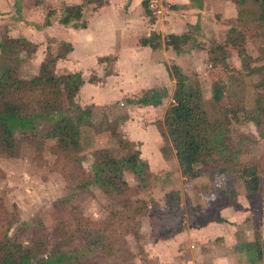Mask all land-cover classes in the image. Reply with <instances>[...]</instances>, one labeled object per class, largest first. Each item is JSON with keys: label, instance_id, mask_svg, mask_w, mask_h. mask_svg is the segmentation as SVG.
Returning a JSON list of instances; mask_svg holds the SVG:
<instances>
[{"label": "rangeland", "instance_id": "rangeland-1", "mask_svg": "<svg viewBox=\"0 0 264 264\" xmlns=\"http://www.w3.org/2000/svg\"><path fill=\"white\" fill-rule=\"evenodd\" d=\"M81 1L87 4L93 3L90 5L91 9H95V5L99 7L107 2L106 0ZM143 1H148L150 8V3L157 0H140V2ZM199 1L200 4L205 5L206 0ZM62 2L58 5H63ZM114 2L117 6L120 3H130L131 0H114ZM161 4L157 2L156 8L150 9L160 16L161 21L168 20V6L162 9ZM91 9L85 11L86 17L92 13ZM201 9L204 10V8ZM159 10L161 13H159ZM113 11L115 14L118 13L117 10ZM203 12L204 14L200 15V18L196 20L197 22L192 21L191 25L186 24V32L183 34L189 32L195 42L191 41L184 47L185 51L181 53L184 55L182 59H179L181 54L176 53L177 57H175V52L172 54L163 47L157 52L150 51L146 47L140 51L124 55V58L120 57V60H123L120 68H132L131 71L135 69L136 74H139L137 79L144 81L145 85H150V80L154 76L151 68H162L161 70L166 72L165 85L169 91L163 108L166 111L169 105L173 103L172 98L175 91L174 79L169 72V68L176 65V60H180L179 64L183 74L190 79L191 83L198 84L202 90L205 106L212 121L220 118L219 106L212 99V83L221 81L226 86L223 104L228 105L241 99L246 110V113L240 114L239 121L231 123V136L233 138L239 134H252L255 136V142L250 150L241 154L238 160L242 166H257L258 171L262 173L264 168V138L257 136L256 127L251 121L250 115L254 108L255 85L258 78L248 74L237 53H233L226 59V66L218 65L212 68L208 61L209 50L224 41L227 30L231 26L246 27L256 17L257 12L250 5L238 8L232 2L226 3L224 0L209 2ZM113 16L111 21L115 19ZM140 27L144 31L146 25L143 24ZM60 28L65 29L64 26H60ZM159 34L162 38L167 36L165 32L159 31ZM57 37L46 40L40 35L36 42L31 44L33 48L26 50V52L20 51L12 60L10 58L5 59V63L12 66L18 79L28 81L39 74L43 61L61 58L60 61L58 60L59 68L55 65V75H62L68 73V71L78 72L83 75L86 81L96 82L98 68H104L102 73L104 79L112 73L116 62L119 61V56L116 54L109 57H100L114 52L113 50L110 51V47L113 44L119 45L121 43L118 42L119 34L116 37H104V39L94 40L91 43H86L84 37H82L84 40H81L79 37L75 38L77 36H71L70 39L76 45L75 54L67 53L64 38L69 39L68 37L63 34H61V37ZM128 45L132 47L135 42L131 41ZM38 49H40L39 55H37ZM245 49L247 55L251 58V68H258L264 64L263 60H258L261 55L260 51L264 50V39L247 38ZM100 58L103 59L98 62ZM118 74H120L119 69ZM260 76H264V72ZM147 80L148 82H146ZM117 86L124 88L120 84H117ZM100 90H102V95L105 97L115 93L118 94L115 87L111 88V85L100 88ZM155 92V89L142 91L140 97L146 93L153 96ZM157 92H162V90ZM75 101L82 110L91 109L88 122L80 116H77L75 120L80 133V150L77 153L85 155L81 166L86 175L92 174L93 153L97 148H106L113 157L119 159L126 156L132 149L138 151L141 149L139 142L130 141L122 132L123 122L128 117L129 109L127 106L131 105L128 103L129 100L123 99L118 101L117 106H105L95 110H92L90 105L77 102L76 99ZM119 103H122V105L119 106ZM134 105L137 104L132 106ZM145 113L146 111L136 109L132 125L139 124L141 127V124L145 122V129H147L150 119L147 118ZM161 113L163 115V112ZM162 115L158 116L159 120L153 117L157 120L153 121L154 124L158 123L160 129L163 128ZM41 134H44V126L41 128ZM159 136L160 155L168 162L167 170L163 172L159 168V163L162 164V162H158L155 158L154 164H150L151 167H148L144 181L134 178L130 172L125 171L127 182L125 190L129 198L132 203L138 206L143 204L142 206H146L147 210L142 209L143 212L135 216V221L139 223L140 235L137 239L132 234L124 237L130 255L99 260L98 264H168V261L174 262L175 259L183 258L186 253L190 255L191 252H199V254L202 252H214L216 254L217 252V256L223 255L227 262L232 260L231 264H247L245 263L247 254L243 251L242 246L245 242H254L255 233H260L264 248V174H260V187L256 202H252L248 198L243 182L238 180L234 185L235 197L227 196L221 202L213 204L214 200L219 199L214 193L216 191L215 184L210 182L207 177L185 180L178 170L175 153L168 137L165 134L162 135L161 132ZM16 137L22 140L20 135ZM51 145L47 143L46 147L48 148ZM173 155L175 164L171 160ZM68 162L69 155L61 154L55 157L48 149L43 152L41 159L36 160L34 149L26 142H22L18 157L12 158L0 155V238L1 236L3 238L6 232L9 238L15 236L21 246L27 247L31 245L30 241H33L35 236L40 233L42 241L48 244L47 250L52 247L51 243L58 240L63 241L61 246L64 250H71L73 246L80 244L78 239L70 243L67 242L74 227L72 226L69 231H66L61 223L62 218L71 219L69 211L71 205L68 208L66 207L63 214H60L62 211L59 210L58 205V200L65 197L68 192L66 178L69 179L70 184L73 181V172L70 170L65 172L66 175L62 174V170L68 168ZM164 165L162 164V166ZM91 191V196L84 198L81 202H73L72 207L78 205L81 216L94 222L96 226L93 229L97 230L101 228V222L107 217L105 207L108 205V200L96 187H92ZM169 191H177L180 195L182 225L174 231L173 237L169 239L158 238L153 236L152 227H154V224L159 227V223L155 219L162 212L163 197ZM5 211L9 215H6ZM13 213L16 217L15 222H12L7 230L5 226L8 222L11 223ZM151 218L155 223H152ZM27 222L34 223L31 233H28L29 230L24 229ZM114 223L116 225L121 224L119 221ZM202 224L205 227L204 234L207 236V240L202 241V243H197V240L193 242V238L189 233L194 232ZM121 231V227H118L115 232L102 231V235L105 241H108L109 236L112 235L114 241L117 239L116 246L122 248L119 245ZM180 233H184L186 243L184 247H181L183 244L179 247L178 253H173V247L169 246L168 248V240L172 241L177 236L175 242L180 241ZM226 236L230 237L229 242L227 246H223V238ZM186 247L188 248L186 249ZM220 247L223 251L220 250ZM38 260H40V257L33 259L32 262L35 263ZM217 260L214 259L213 262L212 259L201 260L199 264H218L216 263ZM258 264H264V258Z\"/></svg>", "mask_w": 264, "mask_h": 264}, {"label": "trees", "instance_id": "trees-1", "mask_svg": "<svg viewBox=\"0 0 264 264\" xmlns=\"http://www.w3.org/2000/svg\"><path fill=\"white\" fill-rule=\"evenodd\" d=\"M236 7L250 5L257 15L246 27L231 26L222 43L209 50V64L215 68L218 65L226 66V59L237 53L248 74L258 78L255 85L256 94L254 108L251 111V121L256 127V134L264 138V64L258 68H251L250 57L246 53L247 38L264 39V0H228ZM192 6L200 8L199 0H190ZM85 3L76 6H67L61 10L58 22L63 26L72 25L74 28H85L82 21ZM144 13L154 23V11L149 8L148 1L142 2ZM54 15L49 10L44 25H49ZM195 42L189 32L183 35H167L152 31L149 36L141 38L139 44L152 50L165 48L177 54L183 53L189 42ZM32 45L24 40L6 39L0 43V155L18 157L22 142L28 143L35 151L36 160L41 159L43 152L48 149L55 157L61 154L69 155V162L62 174L73 172L72 184L66 178L67 195L58 200L59 210L63 214L68 208L70 220L62 218V225L66 231L73 226L67 242L78 239L79 245L71 250H64L63 241L48 244L42 241L38 233L29 246L23 247L15 236L8 237L6 232L0 238V264H98L99 260L111 259L130 255L124 237L132 234L139 237V223L135 216L146 210V206L132 203L125 188V171L134 178L144 181L148 172L147 163L141 159L138 150H131L123 158H115L106 148H97L93 153L91 175H86L81 166L85 155L77 153L80 150L79 128L76 117L89 120L90 108L82 110L75 99L83 86L81 73H64L55 75L54 68L57 59L45 60L41 64L39 74L31 80L24 81L17 78L12 66L5 63V59H14L22 50H30ZM258 60L264 61V50L260 51ZM101 61V59L99 60ZM169 72L175 81L173 103L165 111L162 135H166L175 152V159L181 176L185 180H194L201 177L214 183V192L219 199L213 204L221 202L225 197H235L234 185L242 181L247 196L256 202L260 187V174L257 166H242L238 157L247 153L255 142L252 134H239L233 138L230 134L231 123L239 121L240 114L246 113L241 99L223 104L226 86L221 81L212 83L211 94L213 101L219 106L220 118L212 121L207 112L202 90L198 84L190 82L180 67L173 65ZM168 98L167 91L155 92L153 96L147 93L138 100H129L133 105L157 107ZM44 126V134L41 128ZM20 135L22 140L16 136ZM50 143L51 146L46 147ZM128 145V144H127ZM79 152V151H78ZM96 187L108 200L105 207L107 217L101 222V228L94 230L96 224L83 218L78 211V205L72 207L73 202H81L92 195L91 188ZM162 212L155 219L159 227L154 224L152 231L155 237L169 239L174 231L182 225L180 216L181 199L177 191H169L163 197ZM143 209V210H142ZM6 215L7 212L5 211ZM11 223L15 222L14 213ZM121 224L116 225L114 222ZM152 223H155L151 218ZM161 222V226H160ZM34 223L27 222L25 230L32 232ZM121 227L120 246H116L112 235L105 241L102 231H114ZM158 228V229H157ZM56 235V233L54 232ZM112 234V233H111ZM38 236V239L36 240ZM260 233H255L254 242H245L242 246L247 254L248 264H258L264 258V248ZM40 257L37 262L33 259Z\"/></svg>", "mask_w": 264, "mask_h": 264}, {"label": "crops", "instance_id": "crops-1", "mask_svg": "<svg viewBox=\"0 0 264 264\" xmlns=\"http://www.w3.org/2000/svg\"><path fill=\"white\" fill-rule=\"evenodd\" d=\"M62 1L63 0H0V43L6 39H13L24 40L30 44H34L40 35H42L43 38H46V40H52L54 37H61V34H63L69 38H64V45L67 48V53L71 52L72 54H75L76 45L70 39L71 36H77L75 38L79 37L81 40L85 39L86 43H91L94 40L104 39V37L112 38L119 34L118 42L121 43L119 45L113 44L112 47H110V51L113 50L114 52H110L108 55L100 56L109 57L114 54L119 56V61L116 62L112 73L103 79L102 73L104 68H98V73L96 72V82L86 81L81 74L84 84L80 88V91L76 96V100L77 102L79 101L90 105L92 110H95L96 108H102L105 106H117L118 101L123 99L138 100L141 98L140 93L142 91H148L149 89H155L156 91L162 90L164 92L167 91V95H169V91L166 89L167 86L165 85L166 72L162 71V68H151V70L154 72V76L150 80L151 84L145 85L144 81L137 79L139 74H136L135 69L131 71L132 68H120L121 63L123 62V60H120V57L124 58V55L131 54L134 51H140L142 48H146L139 44V40L149 36L152 31H155L156 33H159V31L165 32L166 35H183V33L186 32L187 25H191L192 21L197 22L196 20L200 18V15L204 14L203 11L206 9L207 4L215 0H206L205 5L200 4V8L192 6L190 0H157L156 2L160 4L162 3V9L168 6V20H163L165 23L161 21L160 16H158L155 11V21L154 23H151L150 18L144 13L142 2H140V0H131L130 3L125 2L122 4L119 2L120 4H117V6L115 5L114 0H106L107 2L99 7L95 5V9L90 8V5L93 3H85L82 21L86 23V27L78 29L74 28L72 25L64 26L65 29H62L60 26L63 25L59 24L58 19L63 8L67 6L82 5L84 1ZM61 2L64 4L58 5ZM224 2L229 3L230 1L224 0ZM201 8H204V10L202 11ZM87 9L92 10V13L88 17L85 16V11ZM49 10H53L54 15L50 18L49 25H44ZM113 10H117L116 12L118 13L115 14ZM159 13H161L160 10ZM112 16L115 18L113 21H111ZM143 24L146 25L144 31L140 27V25ZM82 37H84V39ZM131 41L135 42V45L129 47L128 44ZM157 50L159 49H150V51L155 52H157ZM22 51L26 52V50ZM39 51L40 49H38L37 55H39ZM168 52L172 54L174 53L172 50H168ZM174 55L177 57L176 53H174ZM180 56L181 57L179 59H182L184 55L181 54ZM59 59L56 61V66L58 68ZM176 61L177 62H175V64L178 67H181L179 64L180 60ZM98 62H100L99 59ZM118 69L120 70V74H118ZM68 73L74 72L68 71ZM146 82H148V80ZM173 82L175 83L174 80ZM117 84H120L124 88L118 87ZM110 85L111 88L115 87V91L120 95L116 93L108 97L102 95L103 92L100 90V88H105L106 86ZM166 100L167 99H164L162 104L157 107L144 105L127 106L129 109L127 114L128 117L124 120L122 125L123 134L126 135L130 141L132 140L141 144V149L139 150L141 159L146 161L148 167H151L150 164H154L155 158H157L158 162L165 164L162 166V164L159 163V168L162 169L163 172L167 170L168 162L167 160L165 161L160 155L161 151L158 142V138H160V126L157 125L158 123L154 124L153 121L159 120L158 116L162 115L161 112H163L162 118L164 121L165 109L163 110V108ZM120 104L122 103H119V106ZM136 109L138 111H146L145 114H147V118L150 119V125L148 124L147 129H145V122L141 124V127L139 124L136 126L132 125V119ZM153 117L157 120L153 119ZM171 160L172 163L175 164L174 155L173 159ZM204 229L205 227L202 224L201 227L195 229L194 232L189 233L193 238V242L197 240V243H202V241L207 240V236L204 234ZM180 237V241L178 242H175V240H177V236L172 241L168 240V248L169 246H172L173 253H178L179 247L182 244L183 245L181 247H184L186 243L184 233H180ZM229 238L227 236L223 238V246H227ZM187 248L188 247H186V249ZM220 250L223 251L221 247ZM217 255V252L216 254L214 252H202L200 254L199 252H191L190 255H187L186 253V255L183 256L184 260L183 258H178V260L173 259L174 262L168 261V264H199V261L201 260L210 259H212V262L214 259H218L216 262L218 264L232 263V260L227 262L223 255Z\"/></svg>", "mask_w": 264, "mask_h": 264}, {"label": "built area", "instance_id": "built-area-1", "mask_svg": "<svg viewBox=\"0 0 264 264\" xmlns=\"http://www.w3.org/2000/svg\"><path fill=\"white\" fill-rule=\"evenodd\" d=\"M156 4H157V2L155 1V2H152V3H150V8L151 9H154V8H156ZM122 105V104H121Z\"/></svg>", "mask_w": 264, "mask_h": 264}]
</instances>
